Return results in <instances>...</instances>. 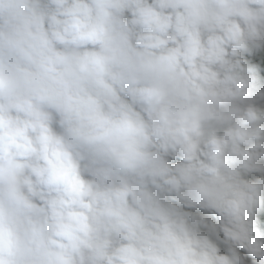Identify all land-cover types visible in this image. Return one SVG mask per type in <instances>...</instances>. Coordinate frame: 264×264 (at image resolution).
I'll list each match as a JSON object with an SVG mask.
<instances>
[{
    "label": "clouds",
    "instance_id": "9594fccd",
    "mask_svg": "<svg viewBox=\"0 0 264 264\" xmlns=\"http://www.w3.org/2000/svg\"><path fill=\"white\" fill-rule=\"evenodd\" d=\"M0 264H264V0H0Z\"/></svg>",
    "mask_w": 264,
    "mask_h": 264
}]
</instances>
